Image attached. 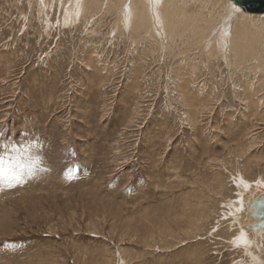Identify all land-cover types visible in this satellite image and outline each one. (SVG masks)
<instances>
[{"label": "rangeland", "instance_id": "374dc122", "mask_svg": "<svg viewBox=\"0 0 264 264\" xmlns=\"http://www.w3.org/2000/svg\"><path fill=\"white\" fill-rule=\"evenodd\" d=\"M77 1L0 0V156L42 157L0 180V264H264L233 217L264 182L263 48Z\"/></svg>", "mask_w": 264, "mask_h": 264}, {"label": "bare ground", "instance_id": "6f19581e", "mask_svg": "<svg viewBox=\"0 0 264 264\" xmlns=\"http://www.w3.org/2000/svg\"><path fill=\"white\" fill-rule=\"evenodd\" d=\"M110 1L109 4H111ZM77 2L75 3L76 5ZM93 3L95 2L93 1ZM96 3L98 4V1H96ZM99 6L98 4L97 7ZM124 6L125 10L121 16L125 17V15H127V21L124 18L123 20L128 22V24L132 20V23L134 21L137 24L136 26H146L149 24L154 27V32L158 34L159 37L165 36L167 39H170L186 30L196 35L199 34L202 29L207 30L204 29V27L208 28L216 24L218 29L213 30L212 33L215 35L217 34L215 36L216 38L220 37V43L218 42L219 49H221L224 54L227 55L231 51L235 53H241L243 51L244 53L251 52L253 55H258V53L261 52V48H263L264 51V12L253 13L246 11L233 0H126ZM81 8L78 7L80 14H82ZM69 12L73 15L75 11L72 12V10L69 9ZM75 16H77V14H75ZM133 17H135L136 20H133ZM203 24H205V26H203ZM131 27L127 25V28ZM218 31L220 33H218ZM201 33H203V31H201ZM241 184L244 185V190L240 191L241 198L236 204L233 216L234 221H236L237 225L240 227V234L237 236V239L234 240V243L240 246L242 245L246 250L245 252L250 254L251 257H256L254 250L255 244L257 241L261 242V239H264V226L254 228V223L258 222V218L254 215V212L257 210L255 202L264 197V182L248 183L242 181Z\"/></svg>", "mask_w": 264, "mask_h": 264}, {"label": "snow or ice", "instance_id": "6c2138e0", "mask_svg": "<svg viewBox=\"0 0 264 264\" xmlns=\"http://www.w3.org/2000/svg\"><path fill=\"white\" fill-rule=\"evenodd\" d=\"M6 151L16 152L18 151L14 144H10L9 142H5L3 145H0ZM35 147V145H32ZM42 157L37 155L32 157L31 162L25 164L21 162L19 157L12 156H0V180H6L8 182V186H12V182L20 183L25 174V171L29 175H32L35 168L38 167L39 162Z\"/></svg>", "mask_w": 264, "mask_h": 264}, {"label": "water", "instance_id": "95a60500", "mask_svg": "<svg viewBox=\"0 0 264 264\" xmlns=\"http://www.w3.org/2000/svg\"><path fill=\"white\" fill-rule=\"evenodd\" d=\"M239 4L244 10L260 13L264 12V0H233ZM257 210L254 212L255 217L258 218V222L254 223V228L264 226V197L256 200L255 202ZM254 205V206H255Z\"/></svg>", "mask_w": 264, "mask_h": 264}]
</instances>
